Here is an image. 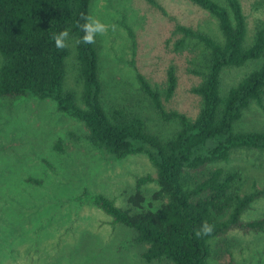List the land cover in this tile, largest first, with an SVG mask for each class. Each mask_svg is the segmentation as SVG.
<instances>
[{
	"label": "trees",
	"instance_id": "trees-1",
	"mask_svg": "<svg viewBox=\"0 0 264 264\" xmlns=\"http://www.w3.org/2000/svg\"><path fill=\"white\" fill-rule=\"evenodd\" d=\"M145 1L154 5L152 0ZM186 1L212 21L204 29L177 25L172 31L179 35L172 52L189 55L185 70L198 79L189 89L199 99L195 117L163 108L162 101H168L175 88L172 67L162 87L136 75L139 90L158 119L178 124L170 136L160 138L147 131L143 119L121 106L103 108L96 49L94 44L79 42L83 33L78 24L84 22L81 15L88 14L90 0H0V101L50 99L59 112L83 124L85 139L104 160L133 154L147 157L155 169L157 190L151 196L159 202L155 210L142 206L140 187L150 182L148 176L136 179L127 198L129 208L116 207L101 195L92 197L113 224L132 231L145 264H236L227 236L232 231H264V217L240 220L252 202L264 198V188L251 184L244 191L242 172L219 164L227 162L234 150L264 151V132L233 131L249 104L261 105L264 63L223 95L219 83L225 69L250 60L264 61V20H255L248 35L238 0H225L231 19L226 8L212 0ZM263 6L264 0L252 4L254 10ZM66 29L68 46L59 50L52 37ZM67 64L80 85L79 97L63 89ZM204 222L214 225V232L196 238L195 231Z\"/></svg>",
	"mask_w": 264,
	"mask_h": 264
},
{
	"label": "rangeland",
	"instance_id": "rangeland-1",
	"mask_svg": "<svg viewBox=\"0 0 264 264\" xmlns=\"http://www.w3.org/2000/svg\"><path fill=\"white\" fill-rule=\"evenodd\" d=\"M90 0L88 14L115 25L97 36L98 77L104 109L121 106L144 120L147 131L160 138L178 128L175 121L161 122L148 98L139 90L136 75L151 85L164 86L173 68L175 88L165 111L193 119L199 99L189 92L198 79L186 72L189 55L174 53L175 26L193 30L209 26V15L186 0ZM227 8L225 0H212ZM248 35L255 20H264V6L254 10L255 0H238ZM207 25V26H206ZM68 62V61H67ZM262 59L228 68L220 75L223 95L243 76L259 68ZM68 72L63 89L81 93L74 73ZM234 132H264V95L243 111ZM83 124L56 109L50 99L0 101V264H145L133 233L113 224L93 202L101 195L119 208H129L137 178L151 180L140 187L144 209L155 210V169L144 154L107 161L85 139ZM60 141L59 149L55 144ZM219 166L242 172L243 190L251 184L264 188V151L238 149ZM264 217V198L252 202L241 215L248 221ZM231 257L236 264H264V231L243 234L232 231ZM150 264H168L166 262Z\"/></svg>",
	"mask_w": 264,
	"mask_h": 264
},
{
	"label": "clouds",
	"instance_id": "clouds-1",
	"mask_svg": "<svg viewBox=\"0 0 264 264\" xmlns=\"http://www.w3.org/2000/svg\"><path fill=\"white\" fill-rule=\"evenodd\" d=\"M81 19L84 21L82 24H78V27L83 33L80 39V43L85 45H93L96 43L97 36H105L108 34L109 30L115 31V25H109L102 22L96 16L92 14H82ZM69 32L64 30L58 34L53 35V40L55 42V47L59 50L65 49L68 45L66 41L68 40ZM214 232V225L204 222L201 227L195 231L196 238H201L202 236H211Z\"/></svg>",
	"mask_w": 264,
	"mask_h": 264
}]
</instances>
